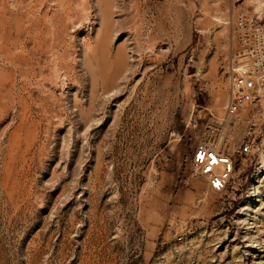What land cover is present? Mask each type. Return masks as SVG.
Wrapping results in <instances>:
<instances>
[{
  "label": "rangeland",
  "instance_id": "1",
  "mask_svg": "<svg viewBox=\"0 0 264 264\" xmlns=\"http://www.w3.org/2000/svg\"><path fill=\"white\" fill-rule=\"evenodd\" d=\"M243 16L264 0H0V264H264V62L226 112Z\"/></svg>",
  "mask_w": 264,
  "mask_h": 264
},
{
  "label": "built area",
  "instance_id": "2",
  "mask_svg": "<svg viewBox=\"0 0 264 264\" xmlns=\"http://www.w3.org/2000/svg\"><path fill=\"white\" fill-rule=\"evenodd\" d=\"M238 47L226 66L229 98L227 116L235 117L254 98L257 74L264 62V27L251 17L243 16L237 21ZM250 146L243 145V152ZM215 157L219 163L215 160ZM193 168L205 175L210 187L221 190L229 177L230 162L220 157L208 146L199 145L193 157Z\"/></svg>",
  "mask_w": 264,
  "mask_h": 264
},
{
  "label": "bare ground",
  "instance_id": "3",
  "mask_svg": "<svg viewBox=\"0 0 264 264\" xmlns=\"http://www.w3.org/2000/svg\"><path fill=\"white\" fill-rule=\"evenodd\" d=\"M13 59H14V58H13ZM228 98H229V97H228ZM228 98H227V100H228ZM227 102H228V101H227ZM211 159H212L213 162H215V160H216V161L219 163V161H218L215 157H212Z\"/></svg>",
  "mask_w": 264,
  "mask_h": 264
}]
</instances>
